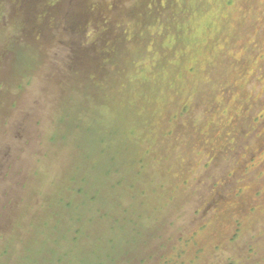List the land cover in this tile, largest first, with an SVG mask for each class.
<instances>
[{"label":"rangeland","instance_id":"1","mask_svg":"<svg viewBox=\"0 0 264 264\" xmlns=\"http://www.w3.org/2000/svg\"><path fill=\"white\" fill-rule=\"evenodd\" d=\"M42 1L46 4L50 0L36 2L34 13H39ZM77 1L82 6L77 12L82 16L90 3L98 10L91 12L92 20L84 26L103 22L112 4L117 8L108 11L106 19L109 24L123 25L124 18L135 17L127 13L129 8L143 3L68 0L64 6ZM175 1L181 3L179 10L184 2L192 6L183 19V24L188 23L186 31H181V37L171 33L168 38L171 45L180 37L179 52H185V57L167 69V80L155 95L140 96L132 91L130 99L140 100V105L153 100L151 107L157 115L165 116L167 111L164 132L169 133L170 123L181 118L192 97L194 117L184 123L192 125L202 143L176 145L180 155L178 152L170 159V165L176 166L172 174H168L169 168L164 173L159 170L165 167L164 160L154 165L153 186L152 178L146 181L148 188H154L148 193L151 201L139 207L145 217L140 235L125 224L109 231L107 219L98 216L99 212H87L86 206L83 210L78 198L69 209L58 206L62 190L74 189V178L83 175L82 189L86 192L80 199L84 201L93 193L87 183L98 187L99 173L92 171V161L98 158L102 135L115 133L118 114L108 107L107 121L99 117L91 104V99L103 96L97 89L84 88L90 101L84 100L83 92L74 94L80 75H69V59L64 53L70 54L69 39L75 40L76 33L62 31L61 26L57 47L56 38H52L58 21L67 26L68 17L60 14L50 27L43 26L42 19L37 27V19L30 17L34 20L29 21L27 39L15 48L18 56L12 62L7 95L0 90V264H139L143 259L146 264H227L229 260L264 264V0ZM68 9L72 12L76 8ZM19 20L14 19L15 24ZM45 26L48 28L43 29ZM36 27H42L39 36ZM138 27L139 23L131 22L124 28L129 31L121 43L132 54L141 47L129 46L127 41L149 33L138 35ZM64 32L69 34L65 37ZM39 37L45 46L43 55ZM99 38L96 32L88 41ZM90 51L92 56L97 49ZM160 57L158 48L146 55L144 67L135 75L146 77ZM175 59L174 54L169 60ZM83 62L91 63V59ZM127 69L134 72L132 66ZM69 85L71 91L67 90ZM171 100L172 112L168 111ZM213 104L216 108H211ZM80 110L87 116L81 129L74 130L71 126ZM123 125L121 132L133 129ZM177 126L186 128L183 123ZM173 141L168 143L171 147H175ZM103 158L101 163L97 160L98 167H102ZM94 193L104 201L102 189ZM215 194L221 198L207 212L205 207ZM73 197L76 195L69 199ZM102 208L95 205L92 210ZM151 252L158 257L150 260Z\"/></svg>","mask_w":264,"mask_h":264},{"label":"trees","instance_id":"2","mask_svg":"<svg viewBox=\"0 0 264 264\" xmlns=\"http://www.w3.org/2000/svg\"><path fill=\"white\" fill-rule=\"evenodd\" d=\"M67 2L68 0H59L55 2L52 0L46 1L45 5L48 4V7L45 8L43 17L41 18L43 26L47 24V26L50 27L52 23L56 22L57 16L60 14L68 17V27L63 25V23L65 24L64 21H58L56 26L58 31L57 33H52V38H56L57 43L54 44V47H57L59 43H61L59 35L61 33L59 32L61 26L62 31L71 29L73 33H76L75 40L69 39V41H71L70 54L69 52L64 53V55H67L66 58L69 59L67 62V71L70 73L69 75L72 74V76L74 75L76 77L80 75V80H78L74 86V94L77 92V94L81 95L83 92V96L85 95L83 97L84 100L90 101V94L88 90L84 92L86 91L84 88L92 87V89H97L103 96L102 98L91 99L92 108L98 112L99 117L105 119V121H107L108 118V107H112V109L117 111L118 117L116 121L114 120L115 118H113L116 127L115 133L102 135L98 141L100 146L98 147L96 155L98 158H96L94 162L92 161L95 165L91 168L92 171L99 173L96 179L98 187L97 185L95 186L94 182L87 183L88 186H91V192L93 191V193L87 195L84 201L80 199L84 195V192H86L82 189L84 183L82 180L83 175L80 176V179L74 178V191L71 188L63 189L62 196L57 200V204L61 206V210L69 209L76 201V198H78V204H81V207L83 206V210L84 206H86L88 209L87 212H99L98 216H104L107 219L109 231H112L116 225L120 226L125 224L133 227L136 234L140 235V229L145 226V217L139 213V207L146 206L147 203L151 201V196L148 193L154 191V188H151L154 184L153 171L156 169L154 165H159L164 160L166 165L165 167L162 166L159 170L164 173L165 169L169 168L168 174H172L176 166L170 165V159L175 157V154H177L180 149V147H176V145L181 146V144L184 143L187 147H190L191 145L202 143V139H198L192 125L184 123L185 120L194 117L193 111L195 107H193L194 102L192 97L189 98L188 109L183 111L181 118H177L173 122L176 123V126L170 123L169 133L164 132L167 127V121L165 120L167 111L165 112V116H163V114L157 115L154 107H151L154 104L153 100L150 101L149 99L148 104L144 103L140 105V100L130 99L132 91H136L140 96L147 95L148 97H152L155 95L161 88V83L167 80V69L174 66L176 64L174 62L178 59H183L185 57V52H179L182 47L179 38L181 37V31L184 29L186 31L188 28V23L183 24V19L191 13L192 6L184 2L181 10H179L178 5H181V3L175 0H143L142 4H136L129 8L131 10L127 13L129 15L132 13L135 16L134 18H124L123 25H112L109 24L110 22L106 19L109 16L108 13H111L114 8H117V4H112L108 10L109 12L106 11L103 15V22H99L97 26L95 24L84 26L90 23L92 19L89 18L98 10L94 9L90 3L87 6L89 10L83 9L85 15L83 14L82 16L81 12H77L78 8L82 7L78 1L75 2V4L70 3L69 7H65L64 5L67 6ZM52 3H55V5ZM70 7L76 9L71 12L68 9ZM131 22L139 23L138 35L144 31L149 32V35L146 33L145 36H133V38L127 41L129 46L138 44L141 47V50L134 51L133 54L130 48L128 49L121 43L124 40L126 31H129V29L124 28L127 23ZM99 24L101 25L99 26ZM39 26H41V24ZM47 26L43 29L48 28ZM91 26H93V28L89 30ZM40 29H42V27H36L35 29L38 36L41 33ZM96 32L99 33L100 38L92 42L88 41ZM171 33H175V37H180L177 41L173 39L174 44L169 45L171 41L168 40V38L172 37ZM64 34L66 37L69 33L64 32ZM83 38L87 39V41L85 42ZM37 41L42 47V53L39 52L43 55L45 53L43 52L45 47L43 38L39 37ZM64 43L65 44L62 45L67 49L68 44L65 41ZM157 48L161 59H159L157 63L151 64V69L148 71L146 77H141V79H139L140 77H137L135 74L140 72L144 67V61H142V59L150 53L154 54ZM91 49H97L96 53L92 56ZM129 54H131V57L128 56ZM174 54L176 55V59L169 60ZM53 55H57V53L54 51ZM85 58L88 61L91 59V63L83 62ZM136 59L140 61L139 64L135 62ZM25 61H27V58ZM24 63L26 64L24 67H28L29 70V65H27L28 62ZM130 66L134 68V72H130L127 69ZM80 84L83 86V89L80 88ZM68 87L67 90L71 91V85ZM193 96L195 97L196 95ZM148 97L145 99H148ZM172 101L174 100L170 101L168 110L171 112L173 110ZM215 106L216 105L213 104L211 108H216ZM101 109H103L102 112H100ZM69 114L70 112L68 115ZM75 116L77 120L74 121L71 128L79 130L82 124H84L83 122L87 115H83V111L80 110ZM69 118L71 117H67V119ZM158 122L161 123L159 124ZM125 123L133 128L130 132L127 130L126 132L125 130L122 132L120 131V128L123 127ZM181 123L186 126L184 130L179 129L181 127L177 126ZM172 139H174L173 143L175 147H171L172 144H168ZM193 140H195V142ZM102 157H104L103 165L102 167H98L97 160L99 159L101 163ZM181 157L182 156H178L177 159ZM186 161L188 162L189 160L186 159ZM184 169H186V167H184ZM150 178H152V184L150 188H148L146 181ZM99 189H102V194L105 197L103 198V202H101L94 193V191L98 193ZM73 194L76 195V197L69 199ZM219 198H221V196L215 194L209 199L208 205L205 207L207 212H210L215 207L220 200ZM51 202L53 203V208H56L54 207V202L52 200ZM95 205L103 206L102 210L97 209L93 211L92 208ZM55 214L56 211L54 210L53 215ZM159 220L161 221V219ZM91 225H93V223ZM76 233L79 234L78 229H76ZM149 254L152 255L149 257L150 260H154V257H158V255L152 252ZM146 261L147 260L144 259L143 261L140 260L139 264H146ZM227 264L238 263L229 260Z\"/></svg>","mask_w":264,"mask_h":264},{"label":"flooded vegetation","instance_id":"3","mask_svg":"<svg viewBox=\"0 0 264 264\" xmlns=\"http://www.w3.org/2000/svg\"><path fill=\"white\" fill-rule=\"evenodd\" d=\"M36 2L37 0H0V90L4 89L6 95L8 92L7 85L11 80L12 62L14 56H18L15 48L18 42L21 43L26 38L29 30V21L34 20L30 19V17L33 16L37 19L39 26L41 24L39 20L43 17L45 8L48 7V4L45 5V1H42L38 5V8H40L39 13H34ZM52 4L55 5V3ZM36 5L35 9H37ZM16 18L20 19L18 25L14 22ZM32 26L31 28L33 29Z\"/></svg>","mask_w":264,"mask_h":264}]
</instances>
